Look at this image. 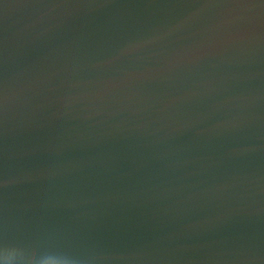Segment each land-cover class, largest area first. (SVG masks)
<instances>
[{
    "label": "water",
    "instance_id": "95a60500",
    "mask_svg": "<svg viewBox=\"0 0 264 264\" xmlns=\"http://www.w3.org/2000/svg\"><path fill=\"white\" fill-rule=\"evenodd\" d=\"M0 83L12 234L57 264H264V0H0Z\"/></svg>",
    "mask_w": 264,
    "mask_h": 264
},
{
    "label": "snow or ice",
    "instance_id": "6c2138e0",
    "mask_svg": "<svg viewBox=\"0 0 264 264\" xmlns=\"http://www.w3.org/2000/svg\"><path fill=\"white\" fill-rule=\"evenodd\" d=\"M3 105V89L0 83V107ZM68 249L56 244L37 247L28 240L12 234L0 223V264H57L67 261ZM36 259L29 262L28 258Z\"/></svg>",
    "mask_w": 264,
    "mask_h": 264
}]
</instances>
